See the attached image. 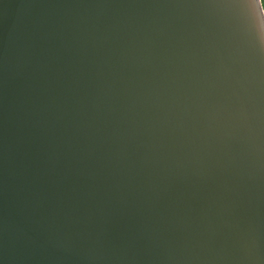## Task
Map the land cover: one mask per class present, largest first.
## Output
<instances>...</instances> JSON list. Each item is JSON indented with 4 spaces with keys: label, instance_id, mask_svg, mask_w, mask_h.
<instances>
[{
    "label": "water",
    "instance_id": "95a60500",
    "mask_svg": "<svg viewBox=\"0 0 264 264\" xmlns=\"http://www.w3.org/2000/svg\"><path fill=\"white\" fill-rule=\"evenodd\" d=\"M0 264H264L262 0H0Z\"/></svg>",
    "mask_w": 264,
    "mask_h": 264
},
{
    "label": "trees",
    "instance_id": "16d2710c",
    "mask_svg": "<svg viewBox=\"0 0 264 264\" xmlns=\"http://www.w3.org/2000/svg\"><path fill=\"white\" fill-rule=\"evenodd\" d=\"M262 4H263V7H264V0H262Z\"/></svg>",
    "mask_w": 264,
    "mask_h": 264
}]
</instances>
